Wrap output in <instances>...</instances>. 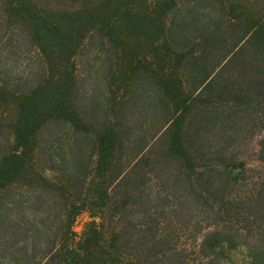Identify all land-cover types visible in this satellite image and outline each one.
<instances>
[{"label": "trees", "instance_id": "obj_1", "mask_svg": "<svg viewBox=\"0 0 264 264\" xmlns=\"http://www.w3.org/2000/svg\"><path fill=\"white\" fill-rule=\"evenodd\" d=\"M88 39L115 57L135 40L152 91L109 88L85 114ZM31 57L33 82L1 70ZM140 101L160 121L128 118ZM237 249L264 264V0H0V264H230Z\"/></svg>", "mask_w": 264, "mask_h": 264}, {"label": "rangeland", "instance_id": "obj_2", "mask_svg": "<svg viewBox=\"0 0 264 264\" xmlns=\"http://www.w3.org/2000/svg\"><path fill=\"white\" fill-rule=\"evenodd\" d=\"M98 44L95 39H88L84 44L81 56L77 59L78 89L80 91L78 106L85 114L90 112L91 116L96 119L99 118L101 111L106 108L108 98L111 96V90L114 92L113 97L118 100L123 95L125 97L126 91L130 92L129 97L131 98L132 92H147L153 89L152 82L148 78L149 74H145V71L142 70L143 65L152 63L151 57L138 53L135 40L126 42L121 49V53H119L120 55L116 57L111 52H108L109 48L107 47L103 51H100L101 48H98ZM36 62L32 57L20 63L9 60L1 70L2 72L5 71L7 74H10L12 79L19 78L22 81H27L29 77V81L33 82L36 80L35 73L38 70ZM166 70L167 66L164 72H168ZM124 73L126 78L125 83L121 79H118V75ZM109 88L111 89L110 93L108 92ZM143 96L146 98L145 94ZM141 102L137 106H141ZM137 106L132 108L131 114L128 115V118L132 121L152 122L154 124L160 121L145 106L142 109H139V106ZM131 107H133V104ZM260 116L263 119V115ZM260 140L261 136L259 135H255L252 138V153L250 154H253L254 151L257 153ZM88 221L89 215L87 213H83L77 218L73 226V230L77 236L81 234ZM244 259L245 252L242 249H237L229 253L230 264L232 262L238 264Z\"/></svg>", "mask_w": 264, "mask_h": 264}]
</instances>
